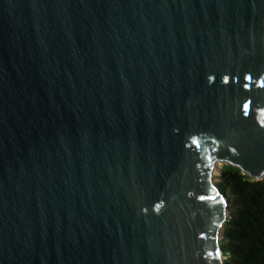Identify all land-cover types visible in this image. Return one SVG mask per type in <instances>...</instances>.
I'll use <instances>...</instances> for the list:
<instances>
[{"label":"water","instance_id":"water-1","mask_svg":"<svg viewBox=\"0 0 264 264\" xmlns=\"http://www.w3.org/2000/svg\"><path fill=\"white\" fill-rule=\"evenodd\" d=\"M217 161L264 176V0H0V264H226Z\"/></svg>","mask_w":264,"mask_h":264},{"label":"trees","instance_id":"trees-1","mask_svg":"<svg viewBox=\"0 0 264 264\" xmlns=\"http://www.w3.org/2000/svg\"><path fill=\"white\" fill-rule=\"evenodd\" d=\"M217 189L229 199L220 248L226 264H264V176L253 179L223 161Z\"/></svg>","mask_w":264,"mask_h":264},{"label":"snow or ice","instance_id":"snow-or-ice-1","mask_svg":"<svg viewBox=\"0 0 264 264\" xmlns=\"http://www.w3.org/2000/svg\"><path fill=\"white\" fill-rule=\"evenodd\" d=\"M249 78H250V77H249ZM195 142H196V141L193 140V143H195ZM233 151H235V149H233ZM188 195L191 196L192 193H188ZM198 199H200V200H205V199L212 200V199H214V197H211V196H207V197H206V196L201 195V196L198 197ZM154 207H155V209L158 211V210L161 208V205H160L159 203H157V204L154 205ZM145 211H147V209H145ZM208 255H209V257H212V256H214V255H215L216 257H218L219 254H218V253H215V254H214V253H211V252H210V253H208Z\"/></svg>","mask_w":264,"mask_h":264},{"label":"rangeland","instance_id":"rangeland-1","mask_svg":"<svg viewBox=\"0 0 264 264\" xmlns=\"http://www.w3.org/2000/svg\"><path fill=\"white\" fill-rule=\"evenodd\" d=\"M222 162L223 161H217L216 165L212 169V180H213L212 183H215V181H218V179H219V169H220ZM220 231H221V229H220ZM219 237H221V236L219 235Z\"/></svg>","mask_w":264,"mask_h":264},{"label":"bare ground","instance_id":"bare-ground-1","mask_svg":"<svg viewBox=\"0 0 264 264\" xmlns=\"http://www.w3.org/2000/svg\"><path fill=\"white\" fill-rule=\"evenodd\" d=\"M215 184V183H214ZM216 185V184H215ZM217 192L219 193V194H221L222 196H224L218 189H217ZM222 229H221V231H220V229H219V234H218V236L220 235V236H222ZM221 240H222V238H221Z\"/></svg>","mask_w":264,"mask_h":264}]
</instances>
